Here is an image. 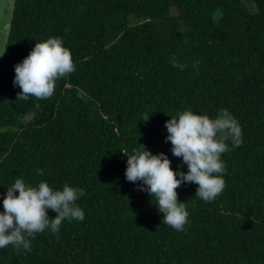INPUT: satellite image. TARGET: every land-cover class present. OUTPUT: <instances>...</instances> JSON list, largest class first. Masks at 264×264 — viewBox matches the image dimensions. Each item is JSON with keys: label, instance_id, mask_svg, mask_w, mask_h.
Listing matches in <instances>:
<instances>
[{"label": "trees", "instance_id": "1", "mask_svg": "<svg viewBox=\"0 0 264 264\" xmlns=\"http://www.w3.org/2000/svg\"><path fill=\"white\" fill-rule=\"evenodd\" d=\"M245 1L15 0L0 59V194L17 178L69 184L85 218L30 237V251L0 249V264H264V0L256 12ZM49 37L75 71L48 99L17 100L14 65ZM186 109H227L242 138L221 154L215 200L178 186L189 212L179 232L125 170L144 146L175 170L165 122Z\"/></svg>", "mask_w": 264, "mask_h": 264}, {"label": "clouds", "instance_id": "2", "mask_svg": "<svg viewBox=\"0 0 264 264\" xmlns=\"http://www.w3.org/2000/svg\"><path fill=\"white\" fill-rule=\"evenodd\" d=\"M73 71L71 50L61 38L49 37L36 42L29 54L14 65L13 86L20 89L17 100L50 98L56 81ZM165 128L168 133L165 142H171V153L181 158L180 165L174 170L166 153L153 154L144 146L126 154L125 179L140 182L137 188L148 193L152 200L155 197L162 223L183 232L189 212L187 202L178 199V186L194 183L198 186L196 198L204 202L215 200L225 188L221 154L241 144L242 129L227 109L218 110L214 117L186 109L171 116ZM183 165L187 171L182 170ZM36 171L43 175L42 169ZM0 196L3 197L0 249L12 245L18 252L30 251V237L46 230L58 234L63 221L79 222L85 218L83 209L76 204L78 189L69 184L53 188L42 180L33 186L17 178ZM49 210L57 215L49 218Z\"/></svg>", "mask_w": 264, "mask_h": 264}, {"label": "rangeland", "instance_id": "3", "mask_svg": "<svg viewBox=\"0 0 264 264\" xmlns=\"http://www.w3.org/2000/svg\"><path fill=\"white\" fill-rule=\"evenodd\" d=\"M245 2L252 12H256V7L252 0H246ZM14 7L15 0H0V59L5 53ZM30 119L31 117L28 118V120Z\"/></svg>", "mask_w": 264, "mask_h": 264}]
</instances>
